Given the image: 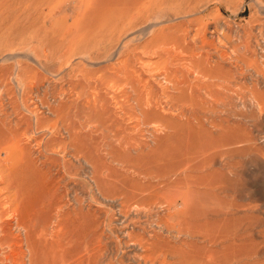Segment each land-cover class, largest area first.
Listing matches in <instances>:
<instances>
[{"label":"rangeland","instance_id":"obj_1","mask_svg":"<svg viewBox=\"0 0 264 264\" xmlns=\"http://www.w3.org/2000/svg\"><path fill=\"white\" fill-rule=\"evenodd\" d=\"M0 175V264H264V0H0Z\"/></svg>","mask_w":264,"mask_h":264},{"label":"bare ground","instance_id":"obj_2","mask_svg":"<svg viewBox=\"0 0 264 264\" xmlns=\"http://www.w3.org/2000/svg\"><path fill=\"white\" fill-rule=\"evenodd\" d=\"M139 10V9H138ZM134 17V16H133ZM193 72V71H192ZM127 84V83H126ZM113 85V84H112ZM115 86V85H114ZM138 86V85H137ZM133 87V86H131ZM178 88V87H177ZM131 89V88H130ZM127 90V89H126ZM138 94V93H137ZM140 96V95H139ZM133 100V99H132ZM95 103V101H94ZM138 106H141V101L139 103H137ZM148 104V102H147ZM144 107V106H142ZM57 109V108H56ZM61 109V108H60ZM57 113V111H56ZM54 114V113H53ZM56 115V114H55ZM68 116V115H67ZM140 117V116H139ZM140 120V119H139ZM3 147V146H2ZM68 147V146H67ZM7 149V148H6ZM11 147H8V149L6 150L7 155L10 156L11 154ZM6 154V153H5ZM4 154V155H5ZM6 156V155H5ZM13 161V160H12ZM119 162V161H118ZM2 164V163H1ZM12 167V166H11ZM13 168V167H12ZM8 169V168H7ZM15 169V168H14ZM10 170V169H9ZM12 173V170H10ZM10 175V174H9ZM1 176V175H0ZM2 177V176H1ZM1 179V178H0ZM3 181V180H2ZM14 183V182H13ZM12 185V184H11ZM1 194V193H0ZM5 195V194H4ZM12 202V201H11ZM16 203V202H15ZM10 204V203H9ZM13 204V203H12ZM5 206V205H4ZM13 206V205H11ZM154 206V205H153ZM180 207L183 208V205L180 204ZM16 207V204L14 205V208ZM10 208V206L7 207V209ZM17 209V208H16ZM181 209V208H180ZM15 211V209H13ZM179 210V209H178ZM10 211V210H9ZM8 211V212H9ZM17 211V210H16ZM61 211V210H60ZM13 212V211H11ZM53 213V212H52ZM61 213V212H60ZM9 214V213H8ZM14 214V213H12ZM16 214V213H15ZM36 214V213H35ZM54 215V214H53ZM56 216L59 215V213L55 214ZM10 216V215H9ZM8 217V216H7ZM53 218V216H52ZM59 220V219H58ZM57 220V221H58ZM63 220V219H62ZM56 221V219H55ZM56 221V222H57ZM60 222V221H58ZM57 222V223H58ZM80 224V223H79ZM89 222H83L80 226V228H82L81 233L79 234V236L77 237L76 235H78L76 232L80 231L77 230L75 234V239L71 240L72 243L70 244V248L67 249V251L63 254L62 258L59 259L58 256L54 255V251L57 248L54 249V244L56 243L55 240H53V238L51 237H47L46 232L42 233L39 231L40 233V237L42 239V241L39 242H31L29 244V246L27 247V251H28V261L27 263L22 261L20 264H93L94 263V257L92 255V237H91V227L89 226ZM52 225V224H51ZM151 225V224H150ZM21 226V224H20ZM18 226V227H20ZM23 226V225H22ZM158 226V225H157ZM162 226V225H161ZM7 227V226H6ZM48 227V226H47ZM59 227V226H58ZM73 227V226H72ZM165 227V226H164ZM25 228V227H24ZM78 228V227H77ZM41 229V228H40ZM74 229V228H73ZM79 229V228H78ZM22 230V229H21ZM59 230V229H58ZM25 231V230H24ZM23 231V233H24ZM28 231V228H27ZM14 232V231H13ZM29 232L27 233L28 237H29ZM9 234V233H8ZM74 235V234H73ZM72 235V236H73ZM23 237V236H22ZM151 237L150 236V240L149 244H153L154 241L156 240L155 238L157 237ZM51 239V241H49V239ZM158 238V237H157ZM25 242V241H24ZM25 245L27 246V243H25ZM24 245V246H25ZM162 245V244H159ZM145 247L147 246L146 244L144 245ZM57 247V246H56ZM149 249V247L147 248ZM169 253V252H168ZM167 252H163L162 250H159V252H157V259L160 260L159 264H172L173 261H171L172 259V255L168 254ZM22 255V254H21ZM142 256V255H141ZM154 256V255H153ZM176 264V263H175Z\"/></svg>","mask_w":264,"mask_h":264}]
</instances>
